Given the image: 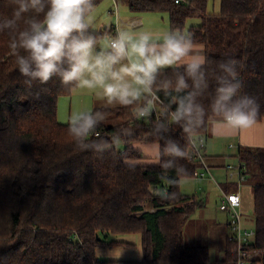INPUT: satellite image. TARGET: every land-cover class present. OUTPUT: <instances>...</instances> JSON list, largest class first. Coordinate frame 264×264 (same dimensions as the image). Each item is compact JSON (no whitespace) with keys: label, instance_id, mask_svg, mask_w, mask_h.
Segmentation results:
<instances>
[{"label":"trees","instance_id":"obj_1","mask_svg":"<svg viewBox=\"0 0 264 264\" xmlns=\"http://www.w3.org/2000/svg\"><path fill=\"white\" fill-rule=\"evenodd\" d=\"M102 1L93 0V6ZM126 1L132 11L167 13L170 32L184 33L187 21L197 19L186 33L205 49V83L195 87L184 67L161 69L152 86L160 117L136 118L148 93L128 106L95 107L90 113L100 114L98 123L83 148L69 124L57 119L59 98L71 95L77 82L65 85L57 74L42 84L22 75L17 56L29 53L12 47L32 22H43L50 0H42V11L30 8L11 26L5 24L14 19L17 5L0 0V264H111L99 260L97 250L129 245L114 237L126 234L140 235L143 262L212 264L207 247H187L183 237L199 203L196 195L181 192L180 181L193 179L201 168L190 156L188 136L205 137L209 124L223 119L215 105L221 78L239 82L233 101L252 99L259 106L257 121L264 118V0H220L218 13H207L208 0ZM103 33L88 27L84 36L97 43ZM232 61L235 80L220 67ZM60 67L69 65L65 60ZM180 76L188 87L177 90ZM189 94L203 113L168 126ZM113 119L118 123L106 124ZM117 139L126 145L122 151ZM143 139L159 144L158 166L127 163L141 157L129 145ZM237 159L246 168L244 182L258 178L252 186L256 237L251 249L260 255L252 264H264V149L239 147ZM164 188L175 196L155 195ZM223 188L234 191L236 185L228 182ZM146 204L153 210H145ZM229 235L230 230L225 264L234 262Z\"/></svg>","mask_w":264,"mask_h":264},{"label":"clouds","instance_id":"obj_2","mask_svg":"<svg viewBox=\"0 0 264 264\" xmlns=\"http://www.w3.org/2000/svg\"><path fill=\"white\" fill-rule=\"evenodd\" d=\"M13 3L17 5L14 19L7 21L5 26L14 24L15 19L30 8L43 10L42 0H13ZM50 4L43 22H32L30 31L20 33L19 44L12 45L29 53L28 57L17 56V66L22 75L38 78L46 84L58 74L65 85L76 81L78 87L100 88L109 103L118 102L124 106L139 101L144 93L152 94V86L161 69L182 66L195 87L205 83L203 65L206 57L191 33L171 31L154 38L149 32L134 35L118 31L108 43L110 51L102 49L96 52L95 38L84 36L89 27L85 13L92 9L93 0H50ZM65 60L69 67L62 69L60 65ZM125 60L127 63H121ZM220 67L235 80V61ZM218 83L215 105L224 122L235 128H249L256 124L259 106L248 97L233 101L240 87L239 82L221 78ZM176 87L177 90L188 87L184 76L178 77ZM147 112L148 108L139 109L141 116ZM194 112L202 114L203 109L193 103L189 94L180 100L175 119L179 122L191 118ZM99 115L80 113L72 117L69 132L81 147L88 146L86 141L96 127ZM172 151L179 154L175 147ZM155 195L161 199H172L175 193L169 194L162 189Z\"/></svg>","mask_w":264,"mask_h":264},{"label":"crops","instance_id":"obj_3","mask_svg":"<svg viewBox=\"0 0 264 264\" xmlns=\"http://www.w3.org/2000/svg\"><path fill=\"white\" fill-rule=\"evenodd\" d=\"M121 3L123 5L120 9V14L122 16H121V19H119V21H121V23H120V25L118 23V26H117L119 31H128L134 35H138L141 32H149L154 36V38L161 37L165 33L170 32L169 18L166 19V17H160V19H159V18H157V16H155L156 12L132 11V10H130L129 5H128L126 0H122ZM117 12H119V9ZM110 13L112 14V11ZM150 21L155 26H159V24H161L162 28L154 27V28H149V29H143L142 27H144V23L147 24ZM90 25L91 26H89V27L92 28L94 26V23L93 24L91 23ZM113 26H114V23H110L108 26H106L104 23H100V24H98L97 29H99V31L104 32L103 36L108 37L110 40L111 39L110 34H112ZM185 31H184V33H186ZM103 36L101 37V39L103 38ZM157 42H162V41L158 40ZM108 43H109V41L106 42V39L102 40V42H101V44L106 47V51H110V49L107 47ZM197 46L199 48L203 49V55L206 56L204 47L202 45H199V44H197ZM121 63H127V61L125 60V61H122ZM116 67L118 68L119 65H117ZM173 68H180V67H173ZM85 97H87V99L84 101ZM69 100H75L77 102L79 114L80 113H90L95 107H101V106L116 107V106H118V104H116L117 102H112L115 104L114 106H112L108 102L107 98L103 97L102 89H100V88L89 89V88H82V87L77 86L73 90L71 95H69ZM58 103H59V100H58ZM57 116H58V106H57ZM262 120L257 121L256 124H254L252 127H249V128H235V127L227 124L226 122H224L223 119L213 121L209 124L207 134L204 137L205 138V150L203 151V153L207 156V158L204 159V164L206 167L209 168L211 175L213 176V178L215 176L214 179H216V180L213 183L210 181L209 178L203 179V180H196L193 177V180H195L198 183V186L194 187L196 189V191H194V193H192V194L197 196L198 203L200 202V197L203 198V195L199 194L201 191L200 185L207 186L209 191H212L211 186L214 187L215 189L219 190L218 201L216 200L218 202V205H219L220 201L222 200V191H224L223 186L226 183H228L227 177H226V172H225V166L227 163L226 162L222 163L221 159L218 158L219 156L216 153V151L218 150V143L220 141H229L228 144L232 148H234V146H236V158H237V153H238L239 147L243 146V147H250V148H256V147L262 148L261 142L263 140L261 138V125L259 124V123H261ZM63 124H66V123H63ZM67 124H70V123H67ZM129 146H132V148L134 150L138 151L141 154V157H139L138 159H133V160L127 161V163L129 165H133V166H158L159 165L160 148H159V144L157 142L151 141L149 139H143V140L134 142V143L130 144ZM125 147H126V145H125ZM221 172H224V174L222 175ZM246 185H248L247 181L242 184L241 189H240L241 210H242V214L244 211L248 212V213L250 212L252 214V206H253L252 195H251V209H250L249 207H247L248 203L245 202V200L243 198V193L241 192L243 187ZM251 188H250V190H251ZM180 190H181V188H180ZM183 194H185V193H183ZM145 206H148V208H150L148 210H150V211L153 210V207L150 204H146ZM243 223H244V226L249 227L244 217H243ZM226 224L228 227L227 221H226ZM228 234H229V232L225 235V233L223 231L218 236V242L217 243L219 244V248L217 249L218 250L217 254L219 255L220 253H222L223 258L221 261H217L216 258L212 259V257H211L212 264H217V263L218 264H225V263H223V260H224V255H225L226 238H227ZM131 235H134V234H131ZM114 237L116 240H118L117 239L118 236H114ZM139 237H140V235H139ZM119 241H124V240H119ZM124 242H127V241H124ZM127 243L129 244L127 246H113V247H128V248L133 247V248H136L135 242H130V243L127 242ZM138 243H139L141 253H140L138 260L133 261L132 264H138V263L139 264H155V263L143 262L141 238L138 239ZM189 246H191V247H202V246L195 245V243H190ZM113 247H109V249H112ZM207 248L209 249L210 255H211V249L209 247H207ZM212 250H214V249H212Z\"/></svg>","mask_w":264,"mask_h":264},{"label":"rangeland","instance_id":"obj_4","mask_svg":"<svg viewBox=\"0 0 264 264\" xmlns=\"http://www.w3.org/2000/svg\"><path fill=\"white\" fill-rule=\"evenodd\" d=\"M117 2L119 9L118 17L119 19H121L122 15L120 14V9L123 6L121 3L122 0H117ZM113 4H114V0H103L101 3L93 6L92 9L88 11L87 15L85 16L86 22L89 24V26H91L90 25L91 23L92 24L94 23V26L92 28L99 31L97 27L98 24L100 23H104L106 26H108L110 23H114L115 25L116 24L115 17L113 16V14L110 13L114 9ZM219 10H220V0H208L207 13H218ZM155 16H157V18L159 19L160 17H166V19L169 18L168 14L165 12L156 13ZM196 22L197 19H189L187 21L185 30L187 31L188 27ZM118 23L120 25L121 21H119ZM154 27L162 28L161 24H159V26H155L153 23H151V21L147 24L144 23V27L142 28L149 29ZM104 39H106V42L110 41L108 37L103 36V38L100 39L99 42L97 43L98 45L97 44L95 45L96 52L102 49L106 51V47L101 44L102 40ZM86 99L87 97L84 98V101ZM110 104L112 106L115 105L114 103H110ZM116 104L120 105L118 102ZM77 114H79V109L77 107V102L75 100H69V96H63L59 98L58 116H57L59 122L66 124L70 123L72 117ZM116 122L117 121L113 119L107 121L106 124L115 125ZM259 124L261 125V138L263 140L261 142V147L264 149V119ZM228 143L229 141H220L218 143V150L216 151V153L219 156L218 158L221 159L222 163L226 162L227 163L226 165L229 164L236 166L238 164V159L236 158V146L232 148ZM115 146L117 150L122 151L125 147V143L122 139H117L115 141ZM221 174L223 175L224 172H221ZM257 181L258 178L249 177V182H247L248 185L244 186L241 191L243 193V198L245 202L248 203L247 207H249L250 209H251V195H252L251 187ZM195 186L197 187L198 183L193 179H183L180 181V188L182 193L185 194L194 193V191H196V189L194 188ZM200 187H201V191L199 194L203 195V198L200 197V202L198 207L186 222V225L183 229L184 242L187 247H191L189 246L190 243H195V245L198 246L209 247L211 249L212 259L216 258L217 261H221L223 256L222 253H220L219 255L217 254L218 252L217 249L219 248V244L217 242H218V236L223 231L225 235L229 232V229L226 224L227 215L224 212L220 211L217 202L219 196L218 195L219 190L215 189L212 186H211L212 191H209L207 186L200 185ZM252 200H253V196H252ZM144 208L147 210L150 209L148 208V206H145ZM243 217L245 218L249 228H254L251 220L252 214L250 212L248 213L244 211ZM139 238L140 237L137 234L119 235L117 238L118 240H124L129 243L135 242L136 248L133 247L131 248L113 247L112 249L102 248L97 250L96 256L99 260L104 262H109L111 264H132L133 261L138 260L141 253L138 243Z\"/></svg>","mask_w":264,"mask_h":264},{"label":"built area","instance_id":"obj_5","mask_svg":"<svg viewBox=\"0 0 264 264\" xmlns=\"http://www.w3.org/2000/svg\"><path fill=\"white\" fill-rule=\"evenodd\" d=\"M176 2L179 1L176 0ZM113 5L114 9L112 10V14L115 17L116 24L113 26L111 39L115 38L117 32L119 31L117 28L119 22L117 0H114ZM159 101V98L152 93L151 96L145 100L144 106L142 107L148 108V112L141 116L139 115V110H137L138 113L136 118H159L161 115V112L159 111ZM149 102H151L150 106ZM173 122H176V124L179 123L174 117L168 122V126L172 125ZM188 137L190 156L192 155V159L201 165V168L194 172L193 177L196 180L209 178L211 181L215 182L209 168L204 164L203 151L205 150V138L203 136L194 137L190 135ZM225 172L227 181L236 185V190L234 191H222V200L219 204L220 211L228 215V227L230 230L228 240L232 245L231 255L234 257V262L232 264H252L259 258L260 252L258 250L251 249V245L256 237V230L254 228L244 226L243 223L240 189L246 179V168L243 164L238 162L236 166L229 164L226 165Z\"/></svg>","mask_w":264,"mask_h":264}]
</instances>
